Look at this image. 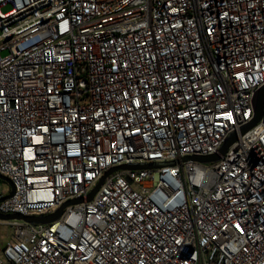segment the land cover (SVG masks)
Masks as SVG:
<instances>
[{
	"label": "built area",
	"instance_id": "built-area-1",
	"mask_svg": "<svg viewBox=\"0 0 264 264\" xmlns=\"http://www.w3.org/2000/svg\"><path fill=\"white\" fill-rule=\"evenodd\" d=\"M262 88L264 0H0V264H264Z\"/></svg>",
	"mask_w": 264,
	"mask_h": 264
},
{
	"label": "water",
	"instance_id": "water-1",
	"mask_svg": "<svg viewBox=\"0 0 264 264\" xmlns=\"http://www.w3.org/2000/svg\"><path fill=\"white\" fill-rule=\"evenodd\" d=\"M254 114L255 117L253 121L241 129V135H244L249 130L254 128L262 119L264 115V88H262L257 94L254 99ZM236 142V136L233 135L231 138L228 139L226 144L223 146V148L220 150V156H224L229 149L231 145H233ZM219 155L207 157V158H198V157H192V158H186L184 161H194L201 164H211V163H217L220 160ZM169 165H174V163H170ZM162 164H149V165H134V166H121L115 169H112L111 171L107 172L106 175L102 178L98 186L93 190V192L88 196L87 202H91L97 191L100 189L102 184L104 183L105 179L108 178L110 175L117 171H137V170H154L163 167ZM0 180L7 182L10 187L12 188L11 195L9 197H12L14 194L12 183L0 176ZM82 203L81 200H75L70 201L67 204L63 205L55 214L45 217H24L19 214H12L9 216H3L0 214V220L2 221H23L31 225H48L55 221H57L60 216L62 215L64 209L68 206H73Z\"/></svg>",
	"mask_w": 264,
	"mask_h": 264
},
{
	"label": "rangeland",
	"instance_id": "rangeland-1",
	"mask_svg": "<svg viewBox=\"0 0 264 264\" xmlns=\"http://www.w3.org/2000/svg\"><path fill=\"white\" fill-rule=\"evenodd\" d=\"M8 8L4 9L3 12H7ZM10 189V185L5 182L0 180V193H6ZM11 234H10V229L5 226H0V245L5 244L7 241L10 240Z\"/></svg>",
	"mask_w": 264,
	"mask_h": 264
}]
</instances>
